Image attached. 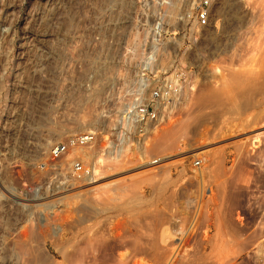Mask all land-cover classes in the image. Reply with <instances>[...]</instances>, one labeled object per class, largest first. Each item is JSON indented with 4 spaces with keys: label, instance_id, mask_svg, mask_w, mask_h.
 <instances>
[{
    "label": "rangeland",
    "instance_id": "1",
    "mask_svg": "<svg viewBox=\"0 0 264 264\" xmlns=\"http://www.w3.org/2000/svg\"><path fill=\"white\" fill-rule=\"evenodd\" d=\"M74 1L0 0V264H264V0ZM143 67L183 85L139 131Z\"/></svg>",
    "mask_w": 264,
    "mask_h": 264
},
{
    "label": "built area",
    "instance_id": "2",
    "mask_svg": "<svg viewBox=\"0 0 264 264\" xmlns=\"http://www.w3.org/2000/svg\"><path fill=\"white\" fill-rule=\"evenodd\" d=\"M214 0H195L192 5L193 17L198 23H204L208 20ZM148 55L144 56L143 63H149ZM142 70L151 72L150 69L143 67ZM167 68L159 67L154 68L151 72V81L148 86V80L145 78L144 82L140 79L137 83L138 87L147 85L148 90L146 93L136 92L134 101L131 108L125 111L122 119V124L132 129L137 128L142 130V124L154 121L157 116L156 105L162 102H168L172 96L178 94L181 90L182 77L181 75H167ZM141 89V88H139ZM94 132L88 130L80 134H68L63 142L54 143L50 150L52 158L60 157L67 149V147H75L89 141L93 137ZM201 161L200 157L193 159V165L199 166ZM92 175V165L81 161L80 158L71 160L68 166V176L75 180H84L90 178Z\"/></svg>",
    "mask_w": 264,
    "mask_h": 264
},
{
    "label": "bare ground",
    "instance_id": "3",
    "mask_svg": "<svg viewBox=\"0 0 264 264\" xmlns=\"http://www.w3.org/2000/svg\"><path fill=\"white\" fill-rule=\"evenodd\" d=\"M76 1V3L78 4L79 3V5L81 4L79 1L80 0H75ZM74 1V2H75ZM84 1V0H83ZM72 2V1H71ZM68 4V3H70V0H53V3L52 4H50L49 6H50V8H55V9H61L65 4ZM76 3H74L75 5H76ZM84 3V2H83ZM71 5H72V3H70ZM78 5V6H79ZM91 5V4H90ZM66 6V5H65ZM68 6V5H67ZM69 7V6H68ZM48 8V7H47ZM64 8V7H63ZM78 8V7H77ZM94 8V7H93ZM65 9V8H64ZM62 10V11H65V10ZM53 11H57V10H54L53 9ZM74 11V10H73ZM77 11V10H76ZM75 11V12H76ZM98 12V11H97ZM42 13V12H41ZM50 13H52V10H51V12ZM56 13V12H55ZM58 14V13H57ZM60 14V13H59ZM58 14V15H59ZM64 14V13H63ZM77 14V13H76ZM55 14H53V15H51V17L52 16H54ZM57 15V16H58ZM75 15V14H74ZM102 15V14H101ZM67 16V15H66ZM71 16V15H70ZM98 16V15H97ZM59 17V16H58ZM91 17V16H90ZM49 18H50V16H49ZM54 18V17H53ZM52 18V19H53ZM55 18H57V17H55ZM54 18V19H55ZM71 18V17H70ZM100 18V17H99ZM51 19V18H50ZM50 19H49V21H50ZM57 20V19H56ZM55 20V21H56ZM94 20V19H93ZM97 20V19H96ZM101 20V19H100ZM45 21H46V18H45ZM52 21H53V23L55 22L54 20H51V22H50V25H51V23H52ZM99 22V21H98ZM101 22H102V20H101ZM48 23V22H47ZM52 23V24H53ZM94 23V22H93ZM55 24V23H54ZM54 24L52 25V26H54ZM48 25V24H47ZM97 25V24H96ZM100 25V24H99ZM52 26H50L49 28H51ZM68 27H69V25H68ZM45 28V27H44ZM53 28V27H52ZM52 28L51 29H44L41 33H40V36H41V38L42 37H45V36H47L48 34H50L51 33V31H52ZM89 28V27H88ZM91 28V27H90ZM95 28V27H94ZM97 28H99V27H97ZM51 30V31H50ZM54 30V29H53ZM78 29H76V31H77ZM93 30V29H92ZM72 31V30H71ZM75 30H74V34H75V32H76ZM69 33H70V31H69ZM78 33V32H77ZM76 33V34H77ZM52 34V33H51ZM54 34V33H53ZM71 35H72V32L70 33ZM50 36V35H49ZM67 36H69V34L67 35ZM77 36V35H76ZM51 37V36H50ZM75 37V36H74ZM80 37V36H79ZM40 38V39H41ZM46 38H49V37H46ZM76 38V37H75ZM78 38V37H77ZM71 39H73L72 38V36H71ZM43 40V39H42ZM67 40H69V39H67ZM45 41V40H44ZM71 41H74V39L73 40H71ZM66 42V41H65ZM67 44V43H66ZM53 45V44H52ZM57 46V45H56ZM43 47V46H42ZM45 47V46H44ZM48 47V46H47ZM48 48H50V47H48ZM43 49V48H42ZM41 48L39 49V51H44V49L42 50ZM50 49H52V48H50ZM49 49V50H50ZM55 49V48H54ZM66 49V48H65ZM48 50V51H49ZM55 51V50H54ZM38 52V51H37ZM59 52V51H58ZM43 53H45V51L43 52ZM46 53H49V54H51L52 52H47L46 51ZM38 54H39V52H38ZM59 54V53H58ZM41 55H43L44 56V54H41ZM53 55V53L51 54V56ZM46 57H47V54H46ZM49 57V56H48ZM70 57V56H69ZM51 58V57H50ZM42 59V58H41ZM45 59H47V58H45ZM53 59V58H52ZM56 59V58H55ZM62 60V59H61ZM38 61V60H37ZM40 61V60H39ZM42 61V60H41ZM43 61H44V59H43ZM47 61V60H46ZM54 61V60H53ZM40 63H42V62H35V64L33 65V68H32V70L35 72V71H38V70H40ZM55 63V62H54ZM53 63V64H54ZM69 67V66H68ZM41 69H42V66H41ZM58 71V70H57ZM42 72V71H41ZM38 73H39V71H38ZM45 73V72H44ZM40 74V73H39ZM43 74V73H42ZM54 74V73H53ZM28 80V79H27ZM21 81V80H20ZM18 82V81H17ZM97 82V81H96ZM102 82V81H101ZM23 83V82H22ZM50 84V83H49ZM56 84V83H55ZM23 87H26L28 90H31V91H34V92H38L39 91V87H38V85H31V84H21ZM94 86V85H93ZM49 88H52V87H49ZM45 89V88H44ZM30 91V92H31ZM44 92V91H43ZM51 91L49 90V93H50ZM33 93V92H32ZM40 93V92H39ZM38 93V94H39ZM53 93V92H52ZM36 94V93H35ZM47 95V94H46ZM48 96V95H47ZM51 96H52V94L50 95V97L49 98H51ZM46 97H44V99H45ZM167 103H170V101H168V102H162V103H158L157 105H156V109L158 110L157 112H159V110H161V109H163V107L165 106V105H167ZM19 108V107H18ZM24 110V109H23ZM66 110V109H65ZM20 112V111H19ZM102 112V111H101ZM49 113V112H48ZM18 116V115H17ZM86 129V128H85ZM145 129V128H144ZM36 138V137H35ZM37 150V149H36ZM95 171H96V169H95ZM52 194V193H51ZM44 195V194H43ZM49 194H47V195H44V196H39L38 197V199L40 198H44V197H46V196H48ZM53 195H54V193H53ZM14 196V195H13ZM51 196V195H50ZM19 199V198H18ZM39 199V200H40ZM45 199V198H44ZM43 199V200H44ZM33 200V199H32ZM46 200V199H45ZM29 201H30V199H29ZM50 202V201H49ZM30 204H28V207H31V206H35V205H39L40 203H36V204H31V201L29 202ZM34 203H35V201H34ZM45 203V202H44ZM49 205V203H46V206H48ZM41 205V204H40ZM42 207H43V205H42ZM33 208V207H32ZM44 209V208H43ZM48 209H49V207H48ZM31 213V212H30ZM23 256V255H22ZM18 258H15V259H13V260H11L10 261V263L9 264H22L23 263V260H21V258L19 257V256H17ZM25 264V263H24Z\"/></svg>",
    "mask_w": 264,
    "mask_h": 264
}]
</instances>
